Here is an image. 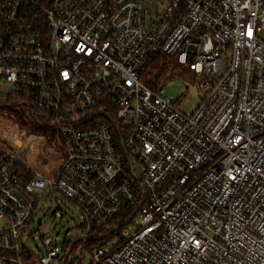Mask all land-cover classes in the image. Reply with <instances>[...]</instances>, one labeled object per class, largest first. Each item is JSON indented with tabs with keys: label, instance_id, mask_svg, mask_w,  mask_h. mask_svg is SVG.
<instances>
[{
	"label": "built area",
	"instance_id": "1",
	"mask_svg": "<svg viewBox=\"0 0 264 264\" xmlns=\"http://www.w3.org/2000/svg\"><path fill=\"white\" fill-rule=\"evenodd\" d=\"M263 33L264 0H0V264H264ZM161 55L192 112L142 82ZM46 196L82 222L37 256Z\"/></svg>",
	"mask_w": 264,
	"mask_h": 264
},
{
	"label": "rangeland",
	"instance_id": "2",
	"mask_svg": "<svg viewBox=\"0 0 264 264\" xmlns=\"http://www.w3.org/2000/svg\"><path fill=\"white\" fill-rule=\"evenodd\" d=\"M169 1L170 0H144V4L146 8L154 13L162 10ZM164 90L165 95L172 101L185 98V103L182 104V109L185 113L192 112L193 108L200 101L199 96L201 93H198L196 90L187 89L185 83L175 77L168 80L164 86ZM22 110L25 112V108H22ZM55 162L56 161L52 163ZM44 167H46V165H41L42 169H44ZM81 222L80 214L66 201L60 198L46 196L40 201L31 220V225L26 229L28 234H32V239L27 241L28 247L37 256L44 254L45 248L41 236L51 234L55 245L58 248H62L66 241L72 240L78 236V227ZM90 261L91 255L88 252L86 253L83 247H79L77 254L72 258V263L75 262L74 264H90Z\"/></svg>",
	"mask_w": 264,
	"mask_h": 264
},
{
	"label": "trees",
	"instance_id": "3",
	"mask_svg": "<svg viewBox=\"0 0 264 264\" xmlns=\"http://www.w3.org/2000/svg\"><path fill=\"white\" fill-rule=\"evenodd\" d=\"M180 68L176 64L174 58L168 56H159L157 57L151 65L147 68L146 72L142 76V82L146 84L149 88L153 90H158L161 86H165L170 78L168 76L173 75L174 73L179 72ZM186 74V72H184ZM14 113L15 118H20L21 113L11 110L9 113ZM54 136V135H53ZM62 147V145L60 144ZM59 146L61 153L62 149ZM60 153V155H62ZM61 162V158H58V163ZM28 178V177H27ZM30 180V178H28ZM110 240V239H108ZM103 244V239H92L86 246V251L92 254L94 248L99 247Z\"/></svg>",
	"mask_w": 264,
	"mask_h": 264
}]
</instances>
